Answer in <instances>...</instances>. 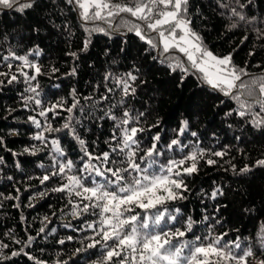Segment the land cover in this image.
Listing matches in <instances>:
<instances>
[{
	"label": "trees",
	"instance_id": "16d2710c",
	"mask_svg": "<svg viewBox=\"0 0 264 264\" xmlns=\"http://www.w3.org/2000/svg\"><path fill=\"white\" fill-rule=\"evenodd\" d=\"M223 3L238 7L235 0H190L193 28L215 54L223 56L235 49L234 64L247 66L253 74H264V40L257 39L253 32V27L264 26V4L261 0H254V5L241 10L249 17L255 16V24L241 23L239 28L229 31L230 13L218 6ZM245 36H248L246 41ZM86 38L78 13L65 0H36L33 8L23 13L0 8V71L19 75L16 66L22 65L23 61L12 59L5 62L2 59L9 55V50L28 55L30 60L39 64L44 74L32 84L39 85V98L45 105L63 99L66 106H70L74 97L79 101L73 113L62 112L52 120L53 127H60L65 117L73 116L83 125H77V130L94 153L108 150L106 141L114 131L113 120L98 118L105 111L116 116H120L122 111L118 105L122 96L120 88L111 78L105 81V75L110 73L113 77H120L129 72L137 75L135 82L129 81L136 89L135 95L124 97V107L134 113H144L141 126L145 129L159 121V127L139 134L141 147L150 146L152 136L159 132L161 142L158 147L163 151L161 162L169 157L180 159L191 151L205 152L198 165L199 171L185 179L190 189L185 193L187 198L167 206L179 207L182 216H192L197 221L208 215V221L195 226L197 235H206L209 225L214 224L212 217H215L221 220L220 224H214L215 234L228 231L225 239L239 236L245 243H251L254 249L258 248L259 233L264 229V167L254 165L258 159H264V129L249 123L250 116L241 118L235 111L229 115L230 110L237 107L235 101L210 87L201 86L195 76L189 74L181 82L183 74L172 72L158 59H153L158 53L152 52L134 34H124L123 30L111 35L96 32L91 35L87 49L82 51ZM37 47L38 55L33 52ZM250 51L255 55L250 56ZM176 55L183 59L182 54L177 52ZM8 63L13 65L12 69L7 67ZM52 68L58 71L52 72ZM73 69L75 74H72ZM24 71L32 74L33 70L25 68ZM3 79L0 76V80ZM26 87L23 77H20V82L0 88V137H3L5 145L0 147V157H3L0 164V240L10 245V248L0 251L10 255L11 251L24 247L15 243L16 240L27 244L29 237H35L24 250L37 261L46 264H56L57 260H67L68 264H96L103 251L99 246L76 252L89 242L84 237L92 235L91 231L80 229L96 217L87 214L73 217L68 200L79 198L52 192L51 188L59 183L56 178L44 185L39 182L38 178L50 170L53 153L50 143L45 147L42 142L32 139L40 130L28 122L27 117L37 114L32 108L39 109L35 105L23 109L20 93ZM107 87L114 91L106 92ZM104 95L108 96L107 100H101ZM88 97L91 99H85ZM81 106L83 111H79ZM255 110L259 111V108ZM37 118L44 120L43 117ZM184 120L189 122V127L183 136H178L177 130ZM191 132H196L197 136H191ZM52 137L60 140L67 158L80 168L84 161L80 159L82 152L78 142L63 131L52 133L49 141ZM173 138L180 139L188 147L169 152L166 145ZM32 145L37 146L35 155L24 152ZM215 151H222L225 155L212 156L217 163L206 164L204 161L209 158V153ZM245 166H249L251 171L241 173L239 170ZM9 176L13 180H8ZM17 188L20 189L19 194ZM217 190L223 194L212 198L211 193ZM40 192L44 195H38ZM17 195L19 199H8ZM41 227L45 231L37 235ZM69 236L73 240L68 241ZM187 238H192V234ZM60 239H64L65 244L57 243ZM257 257L250 258L249 264H258L259 259H264L258 252ZM0 264H35V261L21 255Z\"/></svg>",
	"mask_w": 264,
	"mask_h": 264
},
{
	"label": "snow or ice",
	"instance_id": "6c2138e0",
	"mask_svg": "<svg viewBox=\"0 0 264 264\" xmlns=\"http://www.w3.org/2000/svg\"><path fill=\"white\" fill-rule=\"evenodd\" d=\"M65 2L78 13L87 33L82 51L87 49L93 33L111 35L121 30L124 34L132 33L146 43L152 52L158 53L153 59H158L172 72H181L183 74L181 82L189 74L195 76L201 86L210 87L218 94L235 101L237 107L230 110L229 115L235 111L241 118L250 116L249 123L264 129L262 115L264 74H253L247 66L240 67L234 64L235 49L219 56L208 48L202 36L192 26L193 12L189 10L190 0H65ZM35 3L36 0H0V8L23 13L33 8ZM261 3L264 4V0H261ZM235 4L238 7L227 3L218 5L230 13L227 30L237 29L241 23L255 24L257 19L255 16L249 17L241 11L254 5V0L245 2L235 0ZM253 32L257 39L264 40V26L253 27ZM244 40H248V36H245ZM33 52L38 55V47L33 49ZM177 52L182 54L183 59L176 55ZM69 55L77 56L76 53ZM249 55H255V52L250 51ZM2 59L5 62L12 59L23 61L22 65L16 66L19 75L10 71H0V76L5 78L0 80V88L20 82V77H23L27 87L20 93L22 107L27 110L30 105H35L39 109L37 111V108H32L37 114L27 117L28 122L40 130L32 139L42 142L45 147L49 146V143L51 146L53 157L50 170L38 178L40 184L44 185L56 178L59 183L51 188L52 192L79 198L68 200V204L72 205L73 217L82 214L96 217L94 221L86 222L85 227L80 229L89 230L92 235L84 237L89 242L82 249H76L77 253L99 246L103 251L96 264H249L250 258L258 259L257 252L264 256V229L259 233L258 248L254 249L251 243H245L239 236L235 239H225L229 235L228 231L215 234L214 224L221 223V220L215 217H212L214 224L209 225L207 234L197 235L194 232L195 226L208 221L210 219L208 215L197 221L192 216H182L179 207L167 206L187 198L185 193L190 189L185 179L199 171L198 165L204 159L205 152L191 151L180 159L169 157L161 162L163 151L158 147L161 142L159 132L152 136L150 146L141 147L139 134L159 127V121L145 129L141 126L144 113H134L124 107V97L135 95L136 89L129 81L135 82L138 79L137 75L131 72L120 77H113L110 73L105 75V81L111 78L120 88L122 96L118 105L122 111L120 116L105 111L104 115L98 118L113 120L114 131L110 140L106 141L108 150L94 153L89 150L85 139L77 130V125L81 127L83 125L79 120H74L73 116L65 117L60 127L52 125V120L61 116L62 112L73 113L77 110L79 101L74 97L70 106H66L63 99L45 105L39 98V85L32 84L44 74L40 65L30 60L28 55H19L13 50H9V55ZM7 67L12 69L13 65L8 63ZM25 68L32 69V74L25 72ZM51 70L58 71L56 68ZM72 74H75V69ZM113 91L111 87L106 88L108 93ZM107 99V95L101 96V100ZM257 107L259 111L255 110ZM79 111H83V106ZM49 113L52 114L51 118ZM37 116L43 117V122ZM188 127L189 122L182 121L181 127L177 130L178 136H183ZM62 131L70 135L80 146L82 152L80 159L84 161L80 168L67 158L58 138L52 137L49 141L52 133ZM45 133L49 135L46 136ZM191 136L196 137L197 133L191 132ZM4 146L3 137H0V147ZM186 147L188 145L183 144L178 138L171 139L166 145L169 152L175 148ZM36 151V145H32L31 149H24V152H30L32 155H35ZM224 155L222 151L211 152L204 162L214 165L217 161L211 157ZM2 163L3 157H0V164ZM254 166L264 167V159L255 161ZM40 167L43 168L44 165ZM239 171L247 173L251 168L245 166ZM7 179L13 180V177L9 176ZM16 192L19 194L20 189L17 188ZM218 194L223 193L219 190L213 191L211 197L215 198ZM38 195L43 196L44 193L40 192ZM8 199H19V195L10 196ZM47 219L45 217V220ZM68 226L70 225H65ZM44 231L45 228L41 227L37 235ZM189 234H192V238H187ZM34 239L35 237H29L27 244L16 240L15 243L23 244L24 247L11 251L10 255L0 251V262L23 255L35 261V264H46L44 261H37L30 252L24 250ZM67 240L71 241L73 237L69 236ZM65 242L64 239L57 241L61 245ZM6 248H10V245L0 240V250ZM56 264H68V261L57 260ZM258 264H264V259H259Z\"/></svg>",
	"mask_w": 264,
	"mask_h": 264
}]
</instances>
